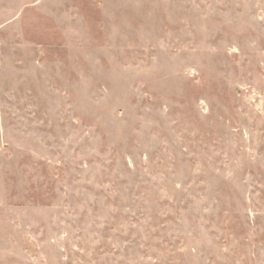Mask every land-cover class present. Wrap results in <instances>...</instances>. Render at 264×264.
Returning <instances> with one entry per match:
<instances>
[{
	"label": "rangeland",
	"instance_id": "obj_1",
	"mask_svg": "<svg viewBox=\"0 0 264 264\" xmlns=\"http://www.w3.org/2000/svg\"><path fill=\"white\" fill-rule=\"evenodd\" d=\"M0 264H264V0H0Z\"/></svg>",
	"mask_w": 264,
	"mask_h": 264
}]
</instances>
